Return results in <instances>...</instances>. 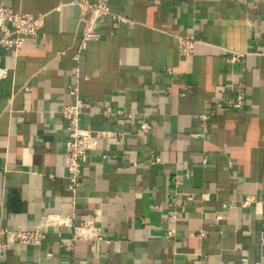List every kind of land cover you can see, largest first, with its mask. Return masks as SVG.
<instances>
[{
	"label": "crops",
	"instance_id": "0c3cea01",
	"mask_svg": "<svg viewBox=\"0 0 264 264\" xmlns=\"http://www.w3.org/2000/svg\"><path fill=\"white\" fill-rule=\"evenodd\" d=\"M1 1L46 16L18 51L0 46V224L71 211L58 112L76 100L69 87L89 102L82 126L122 136L98 140L76 190L74 224L92 220L103 239L49 227L39 245L7 242L0 264H264V0H110L76 61V0ZM183 35L196 39L188 56ZM105 107L130 117L107 121Z\"/></svg>",
	"mask_w": 264,
	"mask_h": 264
},
{
	"label": "built area",
	"instance_id": "2783aa9c",
	"mask_svg": "<svg viewBox=\"0 0 264 264\" xmlns=\"http://www.w3.org/2000/svg\"><path fill=\"white\" fill-rule=\"evenodd\" d=\"M110 0H76L71 2L78 8L79 18L83 21V29L78 40V48L73 59L76 61L79 54L84 50L86 43L90 40H97L100 36L95 29L97 20L110 13ZM46 13L32 15L26 12L14 10L5 6L0 0V46L11 50L18 51L26 38H37L41 28L44 25ZM121 22L132 23L122 16H115ZM196 39L193 35H183L178 38L177 51L180 56H188L193 53ZM245 57L244 52L229 51L228 61L232 65H239ZM1 72V76H2ZM70 94L76 97L75 102L64 104L58 108L61 118L65 122L67 139L64 142L66 157V189L71 193L73 201L71 211L68 214H49L43 226L32 229H25L21 226L8 227L0 224V259L3 256L4 247L9 241H14L22 245H39L45 238L49 227H68L71 229V243L77 240H102L103 232L101 227L94 224L92 220H81L74 224L76 190L81 184V169L83 158L97 147L100 138L114 140L121 137L122 134L115 130H93L80 124V114L84 107L89 106L78 95L76 87H69ZM227 104L232 107H240L242 104L241 97L238 96L235 101L227 100ZM102 114L107 121H111L119 115L130 117V114L123 110L105 107ZM209 114L201 113L198 119L201 125H204L209 119ZM141 133L148 132V124L142 122L139 126ZM157 161V159H156ZM256 202L253 200H242L239 206L245 208L253 206ZM177 215L172 216L175 219ZM168 237L174 236L172 229L166 232ZM198 235L203 237L204 230H199Z\"/></svg>",
	"mask_w": 264,
	"mask_h": 264
}]
</instances>
